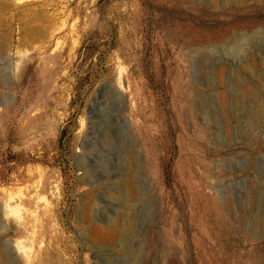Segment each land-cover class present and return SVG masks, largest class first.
I'll use <instances>...</instances> for the list:
<instances>
[{"label":"rangeland","instance_id":"1","mask_svg":"<svg viewBox=\"0 0 264 264\" xmlns=\"http://www.w3.org/2000/svg\"><path fill=\"white\" fill-rule=\"evenodd\" d=\"M0 248L264 264V0H0Z\"/></svg>","mask_w":264,"mask_h":264},{"label":"bare ground","instance_id":"2","mask_svg":"<svg viewBox=\"0 0 264 264\" xmlns=\"http://www.w3.org/2000/svg\"><path fill=\"white\" fill-rule=\"evenodd\" d=\"M3 251V250H2ZM3 255V254H2ZM1 248H0V264H1ZM4 262V261H3Z\"/></svg>","mask_w":264,"mask_h":264}]
</instances>
